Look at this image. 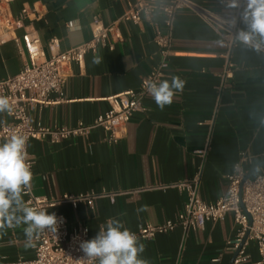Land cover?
<instances>
[{
	"label": "crops",
	"instance_id": "crops-1",
	"mask_svg": "<svg viewBox=\"0 0 264 264\" xmlns=\"http://www.w3.org/2000/svg\"><path fill=\"white\" fill-rule=\"evenodd\" d=\"M193 1L214 12L224 10L220 0ZM23 5L42 15L39 20H26L42 46L56 38L59 50L66 51L91 39L92 17H99L105 26L119 19L127 0H15L12 14L17 15ZM240 28L247 30L244 20ZM119 34L121 40L113 51L99 48L86 55L82 68L69 67L64 100L29 106L33 123L50 127L91 123L109 108L108 97L138 89L141 77L160 61L153 27L146 21H121ZM253 41L259 46H234L233 75L222 83L227 59L220 36L191 11H178L169 66L162 78L171 83L173 76H179L184 81L182 91L173 90V103L161 110L145 95V109L133 113L116 144L109 143L107 132L99 128L56 144L31 140L32 192L50 199L64 193L115 194L113 202L108 197L95 199L93 208L81 203L76 209L61 204L49 210L62 214L70 225H86L95 237L109 218L120 220L132 232L174 219L186 200V193L176 185L195 176L198 197L206 203L216 201L225 194L226 175L241 151L257 156L246 166L253 177L264 165L254 170L264 162V42L258 35ZM94 55L101 57L99 64L92 62ZM25 60L13 41L0 45V80L16 75ZM5 121L0 113V123ZM199 149H205L204 156L195 154ZM23 227L0 232V264L33 257L32 247H25ZM234 232L230 214L203 229L177 227L139 238L145 245L141 258L149 264H229L233 254L227 242ZM247 253L249 259L239 264H255L253 243Z\"/></svg>",
	"mask_w": 264,
	"mask_h": 264
},
{
	"label": "built area",
	"instance_id": "built-area-1",
	"mask_svg": "<svg viewBox=\"0 0 264 264\" xmlns=\"http://www.w3.org/2000/svg\"><path fill=\"white\" fill-rule=\"evenodd\" d=\"M15 0H0V45L13 41L17 49L25 54L26 60L21 70L14 76L0 80V95L10 98L13 106L11 114L4 113L7 121L0 123V141L13 132H20L31 140L47 141L51 144L64 140L84 137L95 129L107 132V141L118 143L124 134V127L136 111L144 110L143 98L148 94L145 82H161L169 66V56L175 18L178 11L187 9L197 18L212 28L221 38L227 59L220 78L222 83L233 75V64L230 54L237 43V34L241 31L243 12L248 0H236L237 7H231L232 0H220L223 12H214L193 0H127V7L121 17L105 26L99 17H92L90 40L76 45L66 51L59 50V40L51 39L45 47L35 30L26 25V20L42 19L34 7L23 5L17 15L10 7ZM121 21L139 24L148 22L153 27V42L157 47L160 61L148 73L141 77L137 90H126L107 98L109 108L99 114L91 123L79 121L73 127L46 126L41 122L33 123L28 114L32 105L46 106L64 100V86L69 76V67L82 68L88 53H95L103 48L113 51L121 40L119 23ZM70 27L71 23H67ZM22 31L20 35L16 33ZM249 45L257 47L252 41ZM48 53V54H47ZM223 86V84H222ZM221 86V87H222ZM28 161L33 172L34 160L28 151ZM199 156L205 155V149L195 151ZM241 151L226 175L227 189L223 196L212 203L202 201L197 194L198 177L178 183L181 191L186 193L182 210L174 219L159 225H146L134 232L138 238L148 239L157 234H165L181 227L203 229L208 222L223 220L226 215L232 216L235 232L227 242V249L235 255L232 264H239L249 259L247 248L255 245L258 259L255 264H264V165L253 177H247L246 166L256 158ZM115 194L109 193H64L57 198L35 195L31 188L27 190L24 200L32 206L49 211L61 204L76 209L85 203L93 208L94 200L108 197L114 201ZM50 213V212H49ZM58 218L57 232L45 231L32 247L33 257L18 258L13 264H91L80 248L83 241L94 237L82 223L70 225L62 214Z\"/></svg>",
	"mask_w": 264,
	"mask_h": 264
},
{
	"label": "clouds",
	"instance_id": "clouds-1",
	"mask_svg": "<svg viewBox=\"0 0 264 264\" xmlns=\"http://www.w3.org/2000/svg\"><path fill=\"white\" fill-rule=\"evenodd\" d=\"M230 6L237 7L236 0H232ZM242 16L247 30L239 31L237 39L249 44L258 35L264 42V0H248ZM92 62L99 64L101 57L94 55ZM145 87L157 107L163 110L173 103V90H183L184 81L173 76L171 83L148 81ZM12 111L10 98L0 95V113L11 114ZM28 139L27 135L13 132L0 142V232L24 226L25 247H35L41 233L57 232L58 218L54 212L49 213L24 200L34 178L28 161ZM80 248L91 264H149L141 258L145 245L114 218H109L97 235L83 241Z\"/></svg>",
	"mask_w": 264,
	"mask_h": 264
},
{
	"label": "water",
	"instance_id": "water-1",
	"mask_svg": "<svg viewBox=\"0 0 264 264\" xmlns=\"http://www.w3.org/2000/svg\"><path fill=\"white\" fill-rule=\"evenodd\" d=\"M263 164H264V162H263V163H260V164H258V165H257V166L254 168V170H255V169H257L258 167L262 166ZM252 173H253V171H251L250 173H248V174H247V177H250ZM235 255H236V253L233 255V257H232V260L230 261V263H229V264H232V261H233V259H234Z\"/></svg>",
	"mask_w": 264,
	"mask_h": 264
}]
</instances>
